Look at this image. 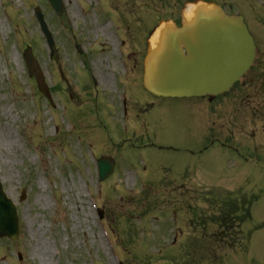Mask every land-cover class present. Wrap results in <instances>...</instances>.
Returning <instances> with one entry per match:
<instances>
[{"label":"rangeland","instance_id":"374dc122","mask_svg":"<svg viewBox=\"0 0 264 264\" xmlns=\"http://www.w3.org/2000/svg\"><path fill=\"white\" fill-rule=\"evenodd\" d=\"M180 1L64 0L57 14L47 0H0V177L21 217L20 239H0V264H166L170 258L184 264L181 253L203 238L199 223L214 217L218 206L212 202L224 193L259 195L251 208L256 225L245 228L252 231L251 247L237 246L236 254L219 249L220 261H214L201 246L205 257L200 262L196 253L194 262L264 264V94L253 106L238 87L213 102L154 99L157 106L138 116L151 99L140 85L141 71L120 75L119 85L111 75L121 69V44L132 70L134 57L139 63L142 55L132 52L145 49L162 20L179 16ZM218 1L229 12L239 10L232 0ZM240 7L251 17L245 2ZM36 9L54 35V59ZM101 23L108 28L100 30ZM257 28L264 56V30ZM28 45L54 105L28 74L22 52ZM120 85L127 89L131 119L123 117ZM211 139L217 144L207 147ZM202 147L206 151L197 153ZM101 156L117 164L114 176L102 182L95 162ZM215 227L209 224L207 231Z\"/></svg>","mask_w":264,"mask_h":264},{"label":"water","instance_id":"95a60500","mask_svg":"<svg viewBox=\"0 0 264 264\" xmlns=\"http://www.w3.org/2000/svg\"><path fill=\"white\" fill-rule=\"evenodd\" d=\"M49 2L57 11L61 10V0ZM253 46L242 18L202 8L194 21L165 31L161 49L150 57L145 86L163 96L221 93L249 68ZM27 61L31 73L37 76L41 90L50 98L30 50ZM99 165L102 178L109 176L114 168V163L107 159H102ZM17 234V212L3 193L0 183V236L15 239Z\"/></svg>","mask_w":264,"mask_h":264},{"label":"flooded vegetation","instance_id":"af4514ba","mask_svg":"<svg viewBox=\"0 0 264 264\" xmlns=\"http://www.w3.org/2000/svg\"><path fill=\"white\" fill-rule=\"evenodd\" d=\"M233 3L231 4L232 5H235L237 8H241L240 6H242V4L245 2V3H251L252 5V13H253V16L252 19L254 20L255 24L256 25H259L262 27V29L264 30V10L262 11V9L259 8V2L260 1H264V0H232ZM262 5V4H261ZM258 6V7H257ZM239 11V10H237ZM239 14V13H238ZM247 19V17L245 18ZM248 25H249V22H248V19L246 20ZM261 25H260V24ZM255 38H256V41H258V38L256 37L255 35ZM141 52H138V54H140ZM144 57H145V53L142 52V55L141 57L138 59L139 60V63L138 62H135V67L133 69H143L144 68ZM136 61V60H135ZM257 62L255 64V66H257ZM263 73H259V70L254 68L253 67V70H252V73L250 74V78L248 79V81L244 82L243 85L247 86V85H254L255 83H257V78L259 76H261ZM146 93V92H145ZM150 94V93H148ZM151 95V98L152 97H155L154 95L150 94Z\"/></svg>","mask_w":264,"mask_h":264},{"label":"bare ground","instance_id":"6f19581e","mask_svg":"<svg viewBox=\"0 0 264 264\" xmlns=\"http://www.w3.org/2000/svg\"><path fill=\"white\" fill-rule=\"evenodd\" d=\"M78 12H79V11H75V12L73 13V16H75L76 14H78ZM0 21H1V27L3 28V31H4V29H5V23H4V20L1 19ZM99 28H100V30H101V29L104 30V29L108 28V24H106V23H105V24H101ZM103 28H104V29H103ZM105 31H106V30H105ZM162 34H163L162 31L159 30L158 33H157V36H156L155 38H156V39H157V38L160 39L161 36H162Z\"/></svg>","mask_w":264,"mask_h":264}]
</instances>
